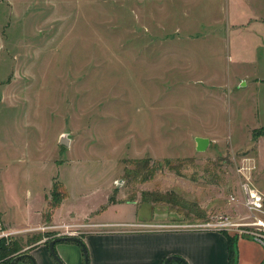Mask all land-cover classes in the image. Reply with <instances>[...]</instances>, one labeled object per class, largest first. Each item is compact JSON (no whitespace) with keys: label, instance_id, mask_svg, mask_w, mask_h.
I'll use <instances>...</instances> for the list:
<instances>
[{"label":"rangeland","instance_id":"rangeland-1","mask_svg":"<svg viewBox=\"0 0 264 264\" xmlns=\"http://www.w3.org/2000/svg\"><path fill=\"white\" fill-rule=\"evenodd\" d=\"M219 11L208 0H0V239L23 252L97 222L246 214L240 185L258 189L264 161V139L251 138L264 124V82L252 81L264 56L231 60ZM143 159L162 162L146 180L130 173ZM244 227L222 231H256Z\"/></svg>","mask_w":264,"mask_h":264},{"label":"crops","instance_id":"crops-1","mask_svg":"<svg viewBox=\"0 0 264 264\" xmlns=\"http://www.w3.org/2000/svg\"><path fill=\"white\" fill-rule=\"evenodd\" d=\"M208 1L217 3L219 13L222 11L223 18L227 20L223 28L228 35L226 39L230 47L233 45L235 50L234 57H229L231 60L235 61L236 58L242 57L243 49L246 53L249 50L253 60L260 59V51H263L264 56V0ZM230 6L235 9V13L231 16ZM206 27L204 25V28ZM242 79H244L243 74L239 75L238 82ZM252 81L264 82V77L260 78L256 75ZM199 137L210 139L207 135ZM262 138L264 139V136L253 140V144L258 145ZM259 158L256 161L260 170L257 174L261 175L258 190L264 195V161L262 166ZM240 195L242 197V193ZM248 215L246 210V214L237 219L247 220ZM0 218H3L1 210ZM99 223H95L99 225L98 228L85 232L81 238L87 248L88 264H163L164 259L169 255H177L187 264H229L227 235L230 237L232 234L228 231L225 234L222 229L188 223L161 224L145 221ZM106 223L119 225V227L105 229L103 227ZM242 229L256 230L254 227ZM234 239L237 257L235 264H264L263 236L244 232ZM30 249L28 253L33 256L36 264H57L49 253L48 244L44 241L37 242L30 246ZM54 249L63 264H83L84 262L83 251L76 242L59 241L55 243ZM16 264H31V262L19 260ZM169 264L180 263L178 260H171Z\"/></svg>","mask_w":264,"mask_h":264},{"label":"built area","instance_id":"built-area-1","mask_svg":"<svg viewBox=\"0 0 264 264\" xmlns=\"http://www.w3.org/2000/svg\"><path fill=\"white\" fill-rule=\"evenodd\" d=\"M240 190L244 207L249 213L247 220H233L225 215L219 216L216 222L203 225L208 228L218 229H231L234 226L254 227L256 231H254L253 235L264 237V195L249 180L241 183ZM232 199H234V197H232Z\"/></svg>","mask_w":264,"mask_h":264},{"label":"trees","instance_id":"trees-1","mask_svg":"<svg viewBox=\"0 0 264 264\" xmlns=\"http://www.w3.org/2000/svg\"><path fill=\"white\" fill-rule=\"evenodd\" d=\"M260 136H264V126L253 129V131L251 133L252 140H256ZM149 163H150V160H145V159H143L141 161H137L136 162L137 167L130 173H132L135 177H138V176L140 177L142 175V173H145V175H143L144 176L143 180H146L147 176L149 175V172L152 175V173H154L155 170L159 169V166L161 167L162 162L155 161L154 162L155 165H152V164L149 165ZM165 163H168V161ZM169 168H172V165H169ZM53 189L55 190V185H53ZM54 190H53V193H54ZM40 239L41 238H39V239L28 238V241L26 243L27 244L31 243V242L35 243ZM234 241H235V239L230 238L228 236L229 264H235L236 260H237L236 247H235ZM5 242H6L5 239H3V238L0 239V263L9 264L11 259L14 257L13 256L14 252H17V251L21 252L23 245L20 243V241H17V240L12 242L10 245L6 244ZM29 250H30V247H29ZM29 250H27V251L24 250L21 253H28ZM19 260L30 261L27 257H23Z\"/></svg>","mask_w":264,"mask_h":264},{"label":"water","instance_id":"water-1","mask_svg":"<svg viewBox=\"0 0 264 264\" xmlns=\"http://www.w3.org/2000/svg\"><path fill=\"white\" fill-rule=\"evenodd\" d=\"M59 142L62 145H67L68 144V140L65 137V135H62L60 137ZM195 142H196V150L197 151H203L206 148V146L208 145L209 139L205 138V137H196L195 138ZM59 241H70V242L78 243L82 247V251H83V255H84V264H88L87 250L85 248V245H84L83 241L79 237L69 236V235H65V236L63 235V236L54 237L48 242L49 253H50L51 257L53 258V260L57 264H63V262L61 261V259L59 258V256L57 255V253L55 252V249H54L55 243H57ZM23 257H27L30 260L31 264H36L33 256L30 253H21V254H18L16 256H14L11 259V261L9 262V264H16L17 261H19V259H21ZM171 260H178V261L182 262V264H187L181 257H179L177 255H169V256H167L164 259L163 264H169V262Z\"/></svg>","mask_w":264,"mask_h":264}]
</instances>
